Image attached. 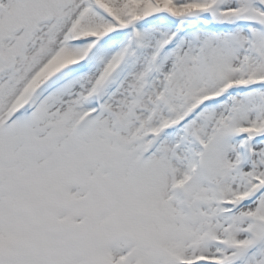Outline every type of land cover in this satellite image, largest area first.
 Masks as SVG:
<instances>
[{"label":"snow or ice","instance_id":"obj_1","mask_svg":"<svg viewBox=\"0 0 264 264\" xmlns=\"http://www.w3.org/2000/svg\"><path fill=\"white\" fill-rule=\"evenodd\" d=\"M0 264H264V0H0Z\"/></svg>","mask_w":264,"mask_h":264}]
</instances>
